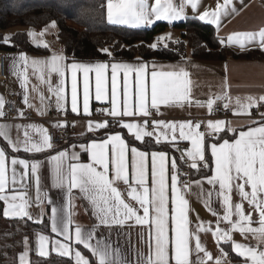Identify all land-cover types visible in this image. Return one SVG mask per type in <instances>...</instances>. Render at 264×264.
<instances>
[{
	"label": "snow or ice",
	"instance_id": "obj_1",
	"mask_svg": "<svg viewBox=\"0 0 264 264\" xmlns=\"http://www.w3.org/2000/svg\"><path fill=\"white\" fill-rule=\"evenodd\" d=\"M189 7L193 11V18L214 24L217 28L221 25L222 17L236 12L234 0H223V3H217L214 10H205L202 13L199 12V0H155L154 4H150L148 0H106V17L111 24L150 26L157 21L172 23L187 19L186 9ZM49 28L56 29V22L46 26L45 31ZM44 34V31L40 33L41 36ZM28 36L35 42L34 32H29ZM170 38L159 37L157 42L149 47L155 50L161 42ZM225 40L228 46L235 45L241 50H247L249 45L264 50V28L259 31L230 34L222 38L221 43H225ZM2 42L10 44L11 38L4 37ZM36 46L49 50L46 43H37ZM167 46L165 42L164 47ZM101 51L111 55L107 49ZM66 59L63 54L53 52L45 60H31L33 72L39 73V78L47 84L48 91L55 96L58 111L61 110L60 102L66 98V74L70 72L71 110L76 114H80L82 96L83 114L90 115L89 101L94 87L96 101L110 102L108 114L112 117L140 115L147 118L153 110L162 115V106L181 109L200 107L205 108L207 114L211 115L219 109L218 102H223L226 111H232L237 117H248L255 126L238 131L231 127L230 121L225 120H209L206 123L148 121V126L161 130L165 140L171 137L172 141L190 143V148L185 145V151L176 146V150L181 151V156L172 158L169 166L168 155L163 150H138L135 146L130 147L120 134H112L101 143L79 145L83 152L88 153L91 161L81 163L80 156L75 151L69 152L65 149L51 155L50 150L54 145L45 129L36 125H14L12 127L17 135L13 137L9 125L0 124V194H3L0 195V201L7 205L3 209L4 217L27 218L36 223H43L39 215L34 217L29 209L33 203L38 208L43 203L44 198L39 195L40 170L43 167L39 156L48 153L51 157L49 162L55 161L54 186L64 189L67 182L69 200L72 189H78L79 193L83 194L82 198L90 203L94 219L98 221L89 229H82L80 226L73 229L71 213L50 207L51 233L58 238L62 237L64 242H61V239L50 241L49 236L39 235L35 248L37 255L47 257L49 252L46 245L51 243L52 250L61 257L69 258L68 264H73V261L74 264H130L121 257L118 245L114 247L111 242H105L106 238H97L100 229L124 227L127 224L128 227L139 226L146 231L147 252L137 253L136 264H233L236 258H239L238 264H264V111H259L264 109V95L247 96L244 100L236 98L233 109L232 97L223 91L214 94L206 103L197 99L193 93L191 73L179 65L169 70H157L153 65L149 73V66L145 63L84 64L73 61L68 64ZM13 62L14 65L24 66V72L21 73V87L26 93L23 102L26 106H31L27 95L29 89L26 75L29 57L21 53L18 58H13ZM91 74H94V85ZM121 74L122 80L119 79ZM52 76L58 78L55 85L52 83ZM130 77L134 79L130 80ZM43 99L41 96V100ZM4 107L5 102L0 98V119L5 117ZM254 108L259 111V122L253 118L251 110ZM18 112L22 117L23 110ZM41 114L45 113L42 111ZM117 123L133 133L137 141L149 143L145 141V137L152 136L156 143L161 141V135L146 131L136 123ZM202 123L205 131H201ZM55 126L61 127L59 123ZM64 126L67 127V124ZM109 126V122H89L88 129L95 131ZM21 127L24 128L23 138L19 135ZM28 128L34 129L35 137L30 135ZM237 131L238 136L234 135L231 143L223 137H218L223 140L222 143L210 144L209 160L207 137L218 136L221 132L235 134ZM76 146L73 144L71 147L74 149ZM21 151L26 154L25 158L13 155ZM178 159H182L189 169L195 170L203 179H184ZM66 161L68 163L65 168ZM212 162L214 174L209 176L203 170H211ZM183 175L190 173L184 171ZM205 181L209 185L208 189L203 187ZM26 182L35 184V201L26 193H20L17 188V185L21 189L25 188ZM120 183L126 186L123 190L119 186ZM190 192H195L198 202L202 200L203 206L216 217L215 228L210 222L205 226L198 215L195 228H192L191 208L187 199ZM213 196L216 197L215 203L223 208V215L213 207ZM234 196L239 197V202L234 200ZM48 204L52 205L50 199ZM253 212L257 214L255 218ZM222 223H226L227 227L221 228ZM201 232L211 233L214 237L219 248L218 256L214 257L202 245ZM234 233H239L244 242H236ZM221 242L227 243L229 249L225 250ZM77 246L86 250L88 255ZM23 247L19 264H31L28 256L32 249L27 237L23 240ZM232 252L235 257L230 259Z\"/></svg>",
	"mask_w": 264,
	"mask_h": 264
},
{
	"label": "crops",
	"instance_id": "obj_2",
	"mask_svg": "<svg viewBox=\"0 0 264 264\" xmlns=\"http://www.w3.org/2000/svg\"><path fill=\"white\" fill-rule=\"evenodd\" d=\"M150 4H154L155 0H148ZM217 3H223V0H199V12L202 13L205 10H214L216 8ZM234 4L236 7V12L222 17L221 25L219 28L214 24H209L205 21H202L206 24L212 25L215 29L216 35L219 38H226L230 34H234L237 32H247V31H259L261 28H264V0H234ZM106 7V0H105ZM188 18H193V11L189 7L186 9ZM198 19V18H195ZM199 20V19H198ZM182 20H176L172 23H168L167 21H157L150 26H141V27H152L156 23L165 22L170 26L165 31L176 30L172 27L173 24L180 22ZM117 25V24H115ZM122 25V24H121ZM128 26L129 25H123ZM30 29V30H29ZM25 29L27 34L29 32H34L36 34L35 42L32 38H29V41L36 46L37 43L40 45L47 44L49 46V52L45 54H37L33 52H13V53H3L5 56V66H6V79L0 81V98L5 100H9L14 102L16 107L19 110H23L29 112L32 115L31 119L28 120H15V121H4L1 124L9 125L10 134L15 137L17 132L15 130L14 125L27 126V125H36L39 128L45 129L48 133L50 130L56 129L55 126L57 123L63 127L65 125L64 122L55 119L54 116L49 114L47 110L48 104H52L57 110L56 99L55 96L52 95L48 91L47 84L39 78V73H34L31 67V60H45L50 57L53 52L60 53L64 55L63 48L57 40L56 34L58 31V27L56 29H48L45 31L46 27L42 29H33L29 28ZM44 31L45 34L43 36L40 33ZM48 31H51L50 34H47ZM13 31H9L6 33V36H9ZM178 36V34L176 35ZM176 39V38H175ZM226 42V40H225ZM258 44V41H257ZM229 48L237 53L245 52V51H262L258 46L249 45L247 50H241L238 46H229ZM26 54L29 57V65L27 67L26 75L28 76V89L27 95L29 96V104L31 106H26L23 102V96L26 94L25 90L21 87L22 79L21 73L24 72V66L22 64L14 65L13 58H18L19 54ZM65 56V55H64ZM70 64L72 62H67ZM84 64H95L101 62H78ZM104 63V62H103ZM111 63H127L131 65H138L140 63H145L149 66V73L152 70V66L155 65L157 70L165 69L169 70L173 66H181L184 67L187 71L191 73V79L193 81V93L197 99H199L202 103H206L207 100L212 97L214 94H220L222 91L227 93L232 97L233 100V109L235 108V100L236 98H240L244 100L247 96H256L259 97L264 95V62L261 61H248V60H227V61H200L195 60L190 55H188L185 59L181 61L175 62H111ZM108 63V64H111ZM198 66V67H197ZM92 75L93 85H94V74ZM111 77V72L109 69V80ZM52 83L55 85L58 83V78L52 76ZM122 80V74L119 77ZM134 79V77H130V80ZM80 80L82 82V74H80ZM149 84H150V75H149ZM110 87V85H109ZM32 89H36L33 91ZM41 96L44 97L41 100ZM14 97V98H13ZM65 100L60 102L61 110H65L70 117H72L71 125L76 129V137L72 138L70 144L66 147H53L50 150L51 155L58 154L59 151L67 149L69 152L75 151L80 156L81 163H90L88 153L83 152L82 148L79 146L81 144L90 145L91 143H101L109 138L112 134H120L118 132L108 133L104 138L97 140H89L87 142L83 141V137L87 134H96L98 132L103 131L104 129H97L95 131H89L88 124L89 122L96 124L99 122H109L113 124H117L122 127L117 121L128 122V123H136L141 126L142 129L153 132L155 135H161V144H172L175 147L178 145H186L190 148V143L187 141H172L171 137L165 140L162 136V132L158 128H154L148 126V121L155 123L156 121L161 122H183V121H193V122H203L206 123L209 120H225L231 122V127L239 130H247L249 126L252 125V121L248 117H237L232 114V111H227V119L223 117H214L212 115L207 114V110L205 108L200 107H188L186 109L181 108H167L162 106L163 114H157L154 110L152 114L145 118L140 115H135L133 117H112L108 114L111 104L109 101H96L94 98V87L93 94L89 101V111L90 115L83 114L82 108V96L80 101V114L73 113L71 110V73L68 72L66 74V86H65ZM110 99V95H109ZM104 108L106 113L101 116L100 109ZM121 108H122V97H121ZM253 110V109H252ZM251 110V111H252ZM4 111V109H3ZM45 114H41V112ZM259 122V119H256ZM201 131H205L203 127ZM60 128V127H59ZM123 128V127H122ZM124 129V128H123ZM30 135L36 136L34 129H27ZM130 136L134 138L133 133L128 132L127 129H124ZM237 133L228 132V137L225 139L229 140V142H233V136L237 135ZM24 128L21 127L19 135L23 138ZM224 133V132H221ZM219 133V134H221ZM218 134V135H219ZM121 135V134H120ZM122 136V135H121ZM216 135H209L207 139L216 138ZM147 138V137H145ZM155 141L154 136L150 137ZM135 139V138H134ZM141 142V141H139ZM156 142V141H155ZM214 141L210 140L209 142V159L210 156V144ZM215 142V143H222ZM73 144L77 145L74 149L71 147ZM132 147L131 145H129ZM139 150V149H138ZM110 151V146H109ZM185 151V148L182 149ZM151 152V151H149ZM20 153H23L21 151ZM19 153V154H20ZM167 153V152H165ZM19 154L14 153L13 155H18L19 158H25V156H21ZM186 154V152H185ZM26 155V154H25ZM168 155L169 160L167 164L170 166V160L173 158L171 155ZM180 155V154H179ZM181 156V155H180ZM43 167L41 168V179H40V197L44 198L41 207H36L35 203H33L32 207L29 209L34 217L39 215L40 219H42L43 223L45 219H48V226L50 221V207H57L58 209H63L66 213H71V219L73 221V229L75 226H80L82 229H89L92 227L94 223H98L94 219V213L91 208L90 203L82 198L83 194L79 193L78 189H72L71 192V200H69V194L67 192V182H65L64 189L58 188L54 186V169H55V161H51L50 155H46L44 157L39 158ZM130 159V154H129ZM68 161L65 162V168L67 166ZM150 165V161H149ZM214 174V162L211 163V172L209 174ZM198 179H203V177L199 176L195 173L194 178L191 180L195 181ZM120 188L123 190L126 186L120 183ZM204 189H208L209 185H207L206 181L203 184ZM20 193H26V195L35 201L37 192L34 182L28 183L26 182V187L21 189L19 185H17ZM7 194V193H6ZM19 194V193H18ZM3 195V194H0ZM52 201V205L48 204V200ZM125 199L128 197L125 194ZM187 199L190 203V219L193 221L192 228H195L196 217L197 215L201 218V220L205 223V226L210 222L212 227L215 228L216 217L213 216L204 206L202 200L198 202L197 195L195 192H190L187 195ZM216 197L213 196V207L216 211L223 215V208L215 203ZM234 200L239 202V197L234 196ZM2 204V212L0 213V251L4 254L3 263L4 264H19V255L24 251L23 240L25 237L29 240V246L32 249L29 252L28 259L31 262L32 253L37 255L35 248L36 242L38 240L39 235L49 236L50 241L55 239H61L62 237H56L54 233H51L50 226L49 232H45L43 230H35L31 229L28 226V223L42 225L43 223H36L34 220H28L27 218L19 219V218H11L3 216V209L7 207L4 201H0ZM248 206L245 203V209L247 210ZM253 217H256V213H252ZM14 223V224H12ZM131 223V222H129ZM226 223L221 224V228H226ZM102 234V235H101ZM144 236V239L141 237ZM234 240L236 242H244L243 238L239 233H234ZM97 238L105 239V242H111V244L115 246H119L121 257L130 264H136L137 253L138 252H147V243H146V231L139 226L128 227L127 224L124 227H113L112 229H100L97 234ZM200 239L202 245L214 256L219 255V248L217 243L215 242L214 237L211 233H200ZM95 242V241H93ZM223 248L224 246L229 247L227 243L221 242ZM194 246V240H193ZM83 250L81 246H77ZM46 248L49 252L47 257L51 255L61 257L54 250H52L51 243L46 245ZM87 253V252H86ZM84 253V254H86ZM233 257H235V253H231ZM230 254V259L232 258ZM38 256V255H37ZM39 257V256H38ZM68 258V257H66ZM239 258L233 261V264H238ZM74 264V261H73ZM212 264V262H210Z\"/></svg>",
	"mask_w": 264,
	"mask_h": 264
},
{
	"label": "trees",
	"instance_id": "obj_3",
	"mask_svg": "<svg viewBox=\"0 0 264 264\" xmlns=\"http://www.w3.org/2000/svg\"><path fill=\"white\" fill-rule=\"evenodd\" d=\"M53 21L57 24L56 37L63 48L67 62H175L185 59L188 55L200 61L264 62V52L237 53L231 50L226 42L221 43V38L216 35L212 25L195 18H187L173 24L172 27L180 31V37L167 40L166 48L165 42H161L154 50L149 46L156 43L170 25L165 22L156 23L152 27L111 24L107 21L105 0H0V53H48L49 50L46 51L42 46H34L29 41L25 29L39 30ZM9 31L13 32L6 36ZM4 37H10L11 43L4 44L2 42ZM102 49H107L111 55L101 51ZM111 132L120 133L126 143L139 150H163L173 158L180 157L174 145L156 143L150 137L145 138V141L149 143L139 142L122 127L113 123L101 132L87 134L82 140L87 142L101 139ZM218 137L225 139L228 134L221 133L208 141H222ZM19 155L26 156L22 153ZM46 155L48 153L40 155L39 158ZM180 165L182 166L181 159H178V166ZM203 171L206 175L211 172L209 169ZM195 173V170H191V178H194ZM1 212L2 204L0 203ZM28 226L31 229L49 232L48 219H45L42 225L28 223ZM224 247L225 250L229 249L227 246ZM3 256L4 254L0 251V264H4ZM231 257H233L232 254ZM68 259L54 255L41 258L32 253L31 264H68Z\"/></svg>",
	"mask_w": 264,
	"mask_h": 264
},
{
	"label": "built area",
	"instance_id": "obj_4",
	"mask_svg": "<svg viewBox=\"0 0 264 264\" xmlns=\"http://www.w3.org/2000/svg\"><path fill=\"white\" fill-rule=\"evenodd\" d=\"M6 79V66H5V56L3 53H0V81ZM14 98V97H13ZM219 103V109L215 112H213L211 115L214 117H223L227 119V111L223 107V102ZM18 108L14 104V102L5 100V107H4V113L5 117L0 119V124L4 121H15V120H28L32 118V115L29 112L23 111V116L21 117L18 112ZM47 110L49 114L55 117V119L64 122L67 124V127L63 126L60 128H56L49 131V135L51 137L52 143L54 147H66L70 144V141L72 138L76 137V129L74 126L71 125L72 117L65 111V110H56L55 107L52 104H48ZM259 111H264V109H261ZM259 111L257 109H253V118L259 119ZM100 115L103 116L106 113V110L104 108L100 109ZM185 148V145L179 146V149L182 151V149ZM181 151H178L181 155ZM182 166L181 167L182 172L181 175L184 179H192L191 178V170L188 168V165L184 163V161L181 159ZM184 171H187L190 173V175L184 176Z\"/></svg>",
	"mask_w": 264,
	"mask_h": 264
},
{
	"label": "rangeland",
	"instance_id": "obj_5",
	"mask_svg": "<svg viewBox=\"0 0 264 264\" xmlns=\"http://www.w3.org/2000/svg\"><path fill=\"white\" fill-rule=\"evenodd\" d=\"M49 26V25H48ZM26 29H29V28H26ZM50 29V28H49ZM30 30V29H29ZM52 30V29H51ZM51 31H48L47 34H50ZM178 34V36H176ZM164 36H170L171 38L168 39V40H175L178 39L180 37V31L179 30H170V31H164L160 37H164ZM166 42V41H163V43Z\"/></svg>",
	"mask_w": 264,
	"mask_h": 264
}]
</instances>
